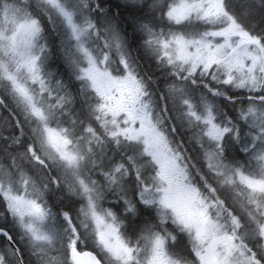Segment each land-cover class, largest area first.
<instances>
[{
  "label": "snow or ice",
  "instance_id": "obj_1",
  "mask_svg": "<svg viewBox=\"0 0 264 264\" xmlns=\"http://www.w3.org/2000/svg\"><path fill=\"white\" fill-rule=\"evenodd\" d=\"M0 264H264V0H0Z\"/></svg>",
  "mask_w": 264,
  "mask_h": 264
}]
</instances>
